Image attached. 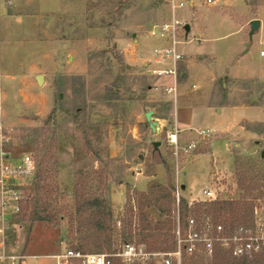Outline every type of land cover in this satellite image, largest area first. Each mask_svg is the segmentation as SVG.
Instances as JSON below:
<instances>
[{
    "label": "rangeland",
    "instance_id": "rangeland-1",
    "mask_svg": "<svg viewBox=\"0 0 264 264\" xmlns=\"http://www.w3.org/2000/svg\"><path fill=\"white\" fill-rule=\"evenodd\" d=\"M167 1L0 0V122L3 133L11 138L16 155L32 153L42 168L52 167L51 178L43 183L45 189L38 199L44 215L53 218L51 222L39 221L31 226L28 219L31 204L26 218L9 222L0 231V250L5 256L0 264H21L23 256H33L46 263L60 261L52 256L61 255L65 245L73 248L77 244L74 190L83 183L89 182L92 193L112 203L117 238L114 248L121 244L120 234L131 216V206L139 208L144 203L142 194L148 192L153 183L168 185L165 167L162 165V178L156 169L161 164L156 163L158 158L151 143L154 139L144 136L139 141L129 133L136 123L131 113L133 103L153 100L156 104H151L158 106L167 99L163 90L170 83L151 73L158 66L155 55L154 61H150L147 54L140 57L139 48L134 45L137 35L144 41L140 45L142 50L154 53L156 46H152L151 40L155 37L151 32L169 20ZM213 2L223 16L208 15L202 20L204 40L201 45L206 51L217 52V62L204 58L199 65L201 63L194 60L199 65V73L205 68L215 72L217 63L224 67L239 58L235 53L241 35L236 23L243 26L246 43L255 33L260 38L263 34L258 30L252 33L250 22L253 18L254 21L264 20V0H240L248 11L225 7L229 0ZM203 6L209 13V5ZM182 13L178 12L179 18ZM184 24L186 26L187 22ZM211 26L215 29L212 34ZM258 36L253 46L242 54L241 74L248 76L236 79L228 70L215 73L212 100L213 104L224 107L247 102L240 106L253 107L256 111L251 118L255 120H242L222 135L208 132L210 138L204 141L198 132L193 136L183 133L184 145L191 140L198 145L192 152L181 149L178 159L163 134L159 139L163 146L161 156L171 169L175 192L177 187L181 191L180 186L189 183V178H184L190 175L186 166L196 155L210 153L216 141L224 144V150L210 162V174L214 177L210 186L221 189L222 199L239 200L243 196L237 186L240 174L264 179V134L261 133L264 105L251 106L256 102L250 101L263 94L258 84L251 83H264V59L259 55ZM119 40L126 42L129 51H136L128 59L120 49L122 45L117 46ZM189 40L187 38L179 47ZM39 76L43 77L42 82L38 81ZM73 76H82V81L75 83ZM225 76L230 79L227 92L221 89ZM60 89L62 102L58 101ZM76 104L85 110L81 122L88 130L94 151L86 143L83 127L73 119ZM55 109L57 112L53 115ZM169 110V107L161 110V114L169 117ZM229 121L234 122L232 117ZM144 129L141 126L142 132ZM137 173H143L139 180ZM121 183L122 189L119 188ZM138 212L137 209L135 214ZM145 212L153 226L165 220L153 207H147ZM255 219L256 231L264 234V200L257 201Z\"/></svg>",
    "mask_w": 264,
    "mask_h": 264
},
{
    "label": "trees",
    "instance_id": "trees-1",
    "mask_svg": "<svg viewBox=\"0 0 264 264\" xmlns=\"http://www.w3.org/2000/svg\"><path fill=\"white\" fill-rule=\"evenodd\" d=\"M72 79L75 83L81 82L82 76H73ZM229 83L230 79L228 77L225 78L224 86L223 84L221 85L222 91L227 92ZM251 83L258 84L259 91L263 90V94L258 98H251L250 101L256 102L251 106L264 105V83L258 81ZM73 91L77 92L76 89ZM59 93L58 101L62 102L61 94H63V91L60 89ZM243 104L248 103L243 102L241 104L236 102L232 106L236 107ZM56 112L57 109L53 111V115ZM74 112L73 119L75 123L83 127L86 143L89 149L94 151L88 130L85 124L81 122V117L85 114L84 108L76 104ZM261 133L264 134V130ZM95 155L99 161H103L97 152H95ZM154 155L158 158L156 163L163 165L167 171L168 185L163 186L157 182L153 183L149 191L142 194L144 203L139 208L131 206V216L125 222L126 229L124 228L120 234V245L128 243L138 246L143 245L151 253L174 251L177 222L179 220V224L184 229L190 217L196 219L199 223L210 220L214 226L221 225L226 235L231 237L238 234L241 230L256 232L255 210L257 201L264 200V179L248 178L245 174H240L237 186L243 196L239 200L219 199L212 202L198 201L189 204L186 199L180 198L179 203L176 205L177 201L173 196L175 185L171 169L163 156L158 152H154ZM51 169L52 167L50 166L42 168L37 160V174L34 184L30 189L27 201L22 204L21 212L17 216V218H26L32 204L31 214L28 218L31 226L39 221H53V218L44 215V211L39 207L40 200L38 199V195L45 189L42 186L43 183L48 182L51 178ZM92 191L89 182L77 186L74 190L78 225L76 228L77 244L73 246V249L83 253L111 252L117 241L113 228L112 203L110 199L97 196ZM147 207L155 208L159 212L160 217L165 218V220L153 226L145 212ZM137 209L139 212L135 214ZM136 218L139 219L138 222ZM183 264H264V250L251 256L236 258L229 250L217 246L213 258L207 259L203 256L185 257Z\"/></svg>",
    "mask_w": 264,
    "mask_h": 264
},
{
    "label": "built area",
    "instance_id": "built-area-1",
    "mask_svg": "<svg viewBox=\"0 0 264 264\" xmlns=\"http://www.w3.org/2000/svg\"><path fill=\"white\" fill-rule=\"evenodd\" d=\"M213 0H207L212 3ZM170 18L151 35L162 43L154 50L158 66L152 70V75L159 78H172L174 83L163 90L165 96H177L178 78L181 75V65L184 55L180 52L179 45L187 37L186 26L178 17V11L190 6V0H168ZM156 28V27H155ZM2 29L0 22V47ZM264 58V48L260 51ZM196 87V86H194ZM157 89V88H156ZM159 90V89H157ZM0 108V121H1ZM204 141L210 138L207 131H197ZM183 130L172 128L164 132L165 141L173 149V154L178 159L181 149L192 152L197 149V142L191 140L183 144ZM37 174V160L32 153H23L18 156L13 150L11 138L3 133L0 122V231L17 218L21 206L28 199ZM203 202H212L222 199L221 189L208 186L204 190ZM176 201L179 203V187L175 192ZM262 228L259 229L260 232ZM217 246L229 250L236 258L258 254L264 250V234L259 232L240 231L233 237L227 236L221 225L214 226L208 220L199 223L194 218H188L183 229L177 222L175 231V250L171 252L147 251L143 245L122 244L109 253H83L65 245L61 255L56 256L59 264H183L185 257L203 256L211 259ZM0 250V260L4 259ZM12 260L15 258L12 257ZM14 264V263H13Z\"/></svg>",
    "mask_w": 264,
    "mask_h": 264
},
{
    "label": "crops",
    "instance_id": "crops-1",
    "mask_svg": "<svg viewBox=\"0 0 264 264\" xmlns=\"http://www.w3.org/2000/svg\"><path fill=\"white\" fill-rule=\"evenodd\" d=\"M228 1V0H226ZM62 3V0H61ZM209 5L210 12L207 13L205 11V7L203 4ZM208 3L207 0H190V6L180 10L183 13L181 14V18H179V15L177 14L178 19L181 22H187L186 28L188 27L189 30H187V38H190L189 41H187L186 44H183L180 47V52L184 55L185 66L183 67L184 70L181 71V75L178 78V91L177 96L174 98V96L169 95L165 96L167 99L165 102H162L161 105L155 106V102L153 100L145 101V103H133V112L131 111L132 115L135 116L136 123L133 127L129 129V133L132 134L134 139H138L141 141L142 137L151 138L154 140H151V143L154 147V152L160 153L162 155V144L159 142V139H161L162 134L164 135V132L172 129V128H178L180 130H183L184 133L193 136L195 135V132L202 130L207 131L210 133H217V134H224L227 133V129L235 125L236 123L242 121V120H255L251 118L253 114L255 113V109L253 107H246V106H238V107H224L213 104V90H214V80L215 73L220 72L221 70H228L229 75L233 78L240 79L245 78L248 75H242L241 74V62L242 59H244V55L247 52V49L249 47L253 46V40L258 36L256 33L252 36L249 42L244 41V37L246 34L244 33V28L242 25H237V32L240 33L241 39L239 41V49L235 55L239 56V58L235 59L236 61H233L232 63H229L228 65L224 67L218 66L217 63V70L210 71V69H206L205 71H198V66L202 65V60L204 58H211L216 59V51H206L203 46L201 45L202 41L204 40L203 36V27H202V20L204 18H207L208 15L210 17H213L214 15H222V12L219 11L215 6V4ZM229 3V4H228ZM225 7H235L237 11L239 9L241 11H248L247 6L243 8L240 4V0H229V2H225ZM40 7H42V4H39ZM179 12V11H178ZM183 17V18H182ZM256 19V18H255ZM259 21V28L258 31H262L263 34L261 38L258 36V49L261 51L264 48V20L260 21V19L257 18ZM232 21V20H231ZM254 21V18L251 20V23ZM234 22V21H233ZM214 27L211 26L210 32L211 34L214 32ZM257 31V33H258ZM251 33V32H250ZM254 33V32H252ZM136 39L134 40L135 47H138L137 53H139V56H145L147 54V58L150 61H154V53L151 52H145V50H142L141 44H143V39H141L139 36H134ZM151 44L153 47L157 48L161 45V41L157 38H152ZM122 47L124 56L128 59L129 55L133 53V51H129L126 49V42H123L122 40H119L117 46ZM154 51V50H153ZM136 52V51H135ZM149 53V54H148ZM242 55V56H241ZM260 55V53H259ZM261 57V56H260ZM262 58V57H261ZM264 59V58H263ZM194 60L199 61L201 64L197 65ZM128 61V60H127ZM149 62H145V64ZM131 67V64H129ZM153 65H149V68H152ZM201 72L205 74H201ZM202 75V76H201ZM264 75V73H263ZM227 78V76H225ZM168 83H170L169 86H171L174 83V80L172 78H163ZM162 79V80H163ZM194 85L196 87H194ZM195 89H192V88ZM132 102V101H131ZM151 103H155L152 105ZM170 108L169 110V117L162 115L161 113L163 111ZM129 108V107H128ZM130 109V108H129ZM128 109V111H130ZM151 112L152 117L150 120L147 119V114ZM122 116V114H120ZM232 117L234 122H230L229 119ZM141 126L144 127V131H141ZM147 127V128H146ZM158 143V150L155 149L154 144ZM224 144L220 141H216L213 143L211 147L210 153L205 154H199L192 159V161L186 166L185 170L189 171L190 174L189 177L185 176L184 178H189V183L180 186L181 191L180 197L182 194V197L186 199L190 203L195 201H203L205 199L204 190L210 186V180L214 179V177H211V169H210V162H212L213 157H217L221 154H223L224 150ZM115 157V156H113ZM157 172L159 173V176L162 178V172L164 171V168L162 165H157ZM143 174V173H142ZM140 173H137V180L140 179L143 175ZM122 189L123 183L120 184ZM181 185V183H180ZM113 197L116 196L115 193L112 195ZM53 259H58L56 256H52ZM21 264H54V262H42L41 260H38L36 257L33 256H23V260L19 262ZM56 264H59V261L57 260L55 262ZM14 264H18L14 263Z\"/></svg>",
    "mask_w": 264,
    "mask_h": 264
},
{
    "label": "water",
    "instance_id": "water-1",
    "mask_svg": "<svg viewBox=\"0 0 264 264\" xmlns=\"http://www.w3.org/2000/svg\"><path fill=\"white\" fill-rule=\"evenodd\" d=\"M251 27H252V32H255V31L259 28V21H253V22L251 23ZM186 29L189 30L188 27H187ZM38 81H39V82H42V81H43V77H42V76H39V77H38ZM151 117H152V113L149 112V113L147 114V119L150 120ZM158 145H159L158 143H155V144H154L156 150H158Z\"/></svg>",
    "mask_w": 264,
    "mask_h": 264
}]
</instances>
